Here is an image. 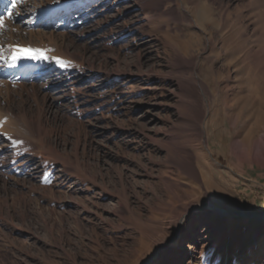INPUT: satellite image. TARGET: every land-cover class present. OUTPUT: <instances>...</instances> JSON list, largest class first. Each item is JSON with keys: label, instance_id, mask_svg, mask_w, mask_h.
I'll return each instance as SVG.
<instances>
[{"label": "rangeland", "instance_id": "1", "mask_svg": "<svg viewBox=\"0 0 264 264\" xmlns=\"http://www.w3.org/2000/svg\"><path fill=\"white\" fill-rule=\"evenodd\" d=\"M12 18L0 47L48 58L35 81L0 74V132L22 141L0 137V264H264V0Z\"/></svg>", "mask_w": 264, "mask_h": 264}, {"label": "bare ground", "instance_id": "2", "mask_svg": "<svg viewBox=\"0 0 264 264\" xmlns=\"http://www.w3.org/2000/svg\"><path fill=\"white\" fill-rule=\"evenodd\" d=\"M72 2V1H71ZM2 4H1V6H0V10H6V6H8V5H10V3H11V0H2V2H1ZM22 6V5H21ZM17 7V6H16ZM44 9H46L45 7H43ZM48 8H49V6H48ZM47 8V9H48ZM52 8V7H51ZM55 9V7L53 8V9H51L52 11ZM51 10H47L48 11V13L46 14V18L44 19L43 18V16H40L39 15V17H38V15L36 16V15H33L32 17L34 18V22L36 23V28H37V30H36V32H34V33H40L41 31L40 30H38V28H41V27H43L44 29H50V28H52V27H54V24H55V22H56V20H55V16L53 15V18L54 19H51V20H49V16H52V11ZM60 10V12H62V11H64L63 9H59ZM46 11V10H45ZM74 13V12H73ZM29 18H31L30 16H29ZM13 18L11 17L10 19L9 18H5V21H4V26H9L10 25V23H11V21H13L12 20ZM16 19V18H15ZM31 25H32V23H31ZM61 25V24H60ZM34 26H35V24H34ZM39 26V27H38ZM31 27V26H30ZM33 27V26H32ZM56 27V26H55ZM34 29V28H33ZM18 30V29H17ZM46 31V30H45ZM33 33V32H32ZM41 33H43V31L41 32ZM10 35V34H9ZM41 35H43V34H41ZM24 40V39H23ZM22 40V38L19 40V41H17L15 38H10L8 41H7V44H5V46H1L0 47V52H2V54H3V57L5 58V59H7L11 54H12V52L15 50V48L17 47V46H30L29 44H27L25 41H23ZM31 46H33L32 48L33 49H35V50H40V51H42L46 56H47V53H46V48L44 49V47L43 46H37V47H35L36 45H31ZM9 53V54H8ZM8 54V55H7ZM48 57V56H47ZM57 59V58H56ZM43 62H44V59H39L38 60V66H37V68H36V70L34 71V72H29V71H27V72H25V71H23L22 70V65H18V66H16V67H11L10 66V64H11V61H8V63H5L3 60H0V74H2L3 75V77L4 78H6V79H10V80H13V81H15V82H20V81H35L36 79H38L41 75H42V70H43ZM48 68V67H47ZM59 68L57 67V68H55V67H52L51 68V70L52 71H54V73H58V71H55V70H58ZM45 71V70H44ZM46 72H47V70H46ZM36 75V76H35ZM6 116V115H5ZM8 117V116H7ZM1 121V120H0ZM2 122V121H1ZM7 122V121H6ZM9 123V122H8ZM19 123V122H18ZM14 124V123H13ZM1 125V124H0ZM17 125V124H16ZM22 126V125H21ZM1 127V126H0ZM2 128V127H1ZM13 128V127H12ZM21 128V127H20ZM11 129V128H10ZM23 129V128H22ZM5 130V129H4ZM17 129H15V131H16ZM3 131V130H2ZM9 131V130H8ZM11 131H13V132H15L14 130H12L11 129ZM7 132V131H6ZM19 132V131H18ZM30 138V137H29ZM25 141V140H24ZM9 143V142H8ZM27 145V144H26ZM211 204H206L205 206H207V207H209ZM209 208H211V207H209ZM212 209V211H217L218 212V214L219 215H221L222 217H225V218H227V217H230L231 215L230 214H228L227 212H224V211H219L217 208H215L214 207V209L213 208H211ZM181 229L182 228H180V230H179V232H178V235H180V232H181ZM175 243L177 244L178 243V238H176L175 240ZM249 263H252L251 261L249 262Z\"/></svg>", "mask_w": 264, "mask_h": 264}, {"label": "snow or ice", "instance_id": "3", "mask_svg": "<svg viewBox=\"0 0 264 264\" xmlns=\"http://www.w3.org/2000/svg\"><path fill=\"white\" fill-rule=\"evenodd\" d=\"M21 2V0H11L10 5L6 6V10L3 14H0V29L4 27L5 18H11L13 15L12 9L16 8V6ZM48 57L40 50H33V49H24L20 47H16L12 54L5 59L3 57L2 52H0V60H3L5 63L11 61L10 66L16 67L17 62L21 59H28V60H39V59H47ZM57 63H61L57 61ZM0 137H3L5 140L11 142L12 146L15 147L16 145L22 143V141L18 139H14L11 135L5 132H0Z\"/></svg>", "mask_w": 264, "mask_h": 264}]
</instances>
